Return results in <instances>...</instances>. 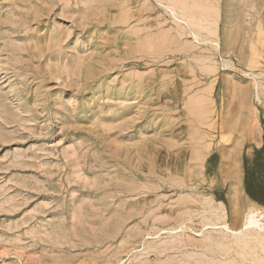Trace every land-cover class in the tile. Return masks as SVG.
<instances>
[{"label":"rangeland","instance_id":"rangeland-1","mask_svg":"<svg viewBox=\"0 0 264 264\" xmlns=\"http://www.w3.org/2000/svg\"><path fill=\"white\" fill-rule=\"evenodd\" d=\"M0 264H264V0H0Z\"/></svg>","mask_w":264,"mask_h":264},{"label":"bare ground","instance_id":"bare-ground-1","mask_svg":"<svg viewBox=\"0 0 264 264\" xmlns=\"http://www.w3.org/2000/svg\"><path fill=\"white\" fill-rule=\"evenodd\" d=\"M238 25V24H237ZM236 25V26H237ZM239 27V26H238ZM238 33V32H237ZM232 41V40H231ZM231 43V42H230ZM229 44V43H228ZM236 44V43H235ZM230 46V45H229ZM208 72L211 74V73H213L214 72V67H209L208 68ZM235 85V84H234ZM238 86V85H237ZM234 91H235V93L237 94V95H241V100H242V98L244 97V93H243V91L242 90H240L239 88H237V87H235L234 88ZM231 92V91H230ZM232 93V92H231ZM231 95V94H230ZM234 95V94H233ZM239 97V96H238ZM234 97H232V99H233ZM235 102V101H234ZM239 102V101H238ZM242 102V101H241ZM208 103V102H207ZM242 106H244L243 104H241ZM235 106V105H234ZM233 107V106H232ZM234 110H236V109H234ZM233 113H234V111H233ZM232 114V113H231ZM234 115V114H233ZM232 116V115H231ZM230 116V117H231ZM235 118V117H234ZM229 119V118H228ZM237 122V121H236ZM237 125V124H236ZM209 127V126H208ZM233 127H235V130L237 129L236 128V126H233ZM234 130V129H233ZM232 131V130H231ZM209 144V143H208ZM208 146V145H207Z\"/></svg>","mask_w":264,"mask_h":264}]
</instances>
